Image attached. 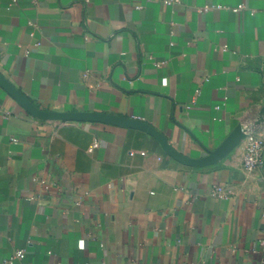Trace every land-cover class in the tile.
<instances>
[{
  "label": "crops",
  "instance_id": "1",
  "mask_svg": "<svg viewBox=\"0 0 264 264\" xmlns=\"http://www.w3.org/2000/svg\"><path fill=\"white\" fill-rule=\"evenodd\" d=\"M28 101L205 157L264 103V0H0V264H264V161L243 168V139L192 166Z\"/></svg>",
  "mask_w": 264,
  "mask_h": 264
},
{
  "label": "water",
  "instance_id": "2",
  "mask_svg": "<svg viewBox=\"0 0 264 264\" xmlns=\"http://www.w3.org/2000/svg\"><path fill=\"white\" fill-rule=\"evenodd\" d=\"M27 108L34 116L40 117L42 119H56L60 121H101L116 125H123L128 127H134L142 129L152 136L156 137L163 146V149L168 152L173 157L177 158L185 164L192 166H202L209 163H212L225 154H227L234 146H236L243 138L244 131L241 123L237 125L235 130L226 138V140L215 150L209 151V153L202 158H190L184 155H181L175 151L171 145L168 143L166 137H164L159 131L154 127L145 123L144 121L132 117H124L120 115L99 113V112H90V111H49L42 110L32 104L31 101H28ZM264 120V105L260 109L257 122Z\"/></svg>",
  "mask_w": 264,
  "mask_h": 264
},
{
  "label": "built area",
  "instance_id": "3",
  "mask_svg": "<svg viewBox=\"0 0 264 264\" xmlns=\"http://www.w3.org/2000/svg\"><path fill=\"white\" fill-rule=\"evenodd\" d=\"M87 1V0H84ZM165 3L167 4H172L175 2H179V0H163ZM215 8H229L232 12H238L241 11L243 9H245V5L243 3H240L236 6H224V5H220V4H212V3H207L205 4L203 7H200L199 10L200 11H208L211 9H215ZM250 13H253L254 10H250ZM223 48H226V45H223ZM164 60H154L153 63L155 66H160L164 63ZM205 78H203V80H205ZM199 92V88L196 89V94ZM264 105V103L262 104V106ZM261 106V108H262ZM191 104H187L186 108H190ZM260 108V109H261ZM260 112V110H259ZM258 114L252 118L249 119L247 121H245L244 123H241L243 131H244V138L243 140L245 141V150H244V154H243V158H242V166L245 170L247 171H255L258 170L262 167L263 165V154H264V137L260 135V129L261 127L264 126V120L257 122L258 119ZM61 122H67V121H61ZM264 129V128H263ZM98 146H105V143L103 142H98L95 141L92 144V147H98ZM134 151H130V154H133ZM141 154H144L145 151H140ZM211 196L214 197H220L223 198L226 196V193L224 192V189L220 186L217 185H212V187L210 188L209 191ZM23 249H17L13 252V254L11 255V257L5 261H3V263L5 264H11L15 259H19L22 254H23Z\"/></svg>",
  "mask_w": 264,
  "mask_h": 264
}]
</instances>
